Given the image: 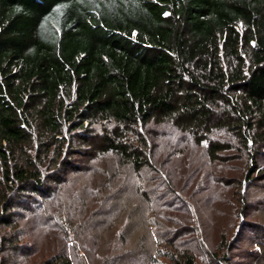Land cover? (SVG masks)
Here are the masks:
<instances>
[{"label":"trees","instance_id":"obj_1","mask_svg":"<svg viewBox=\"0 0 264 264\" xmlns=\"http://www.w3.org/2000/svg\"><path fill=\"white\" fill-rule=\"evenodd\" d=\"M151 122L204 143L211 162L232 149L217 130L251 160L264 149V0H0V253L69 157L149 167L138 128ZM146 250L157 264V244Z\"/></svg>","mask_w":264,"mask_h":264},{"label":"rangeland","instance_id":"obj_2","mask_svg":"<svg viewBox=\"0 0 264 264\" xmlns=\"http://www.w3.org/2000/svg\"><path fill=\"white\" fill-rule=\"evenodd\" d=\"M138 131L149 167L135 172L111 153L69 157L64 181L27 209L17 248L0 253V264L62 256L71 264H146L155 243L157 264L184 251L195 264H264V149L251 160L232 134L217 130L214 138L232 144L217 163L170 123Z\"/></svg>","mask_w":264,"mask_h":264}]
</instances>
